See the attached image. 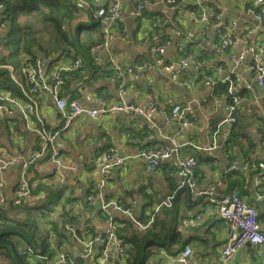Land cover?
<instances>
[{
    "label": "crops",
    "instance_id": "1",
    "mask_svg": "<svg viewBox=\"0 0 264 264\" xmlns=\"http://www.w3.org/2000/svg\"><path fill=\"white\" fill-rule=\"evenodd\" d=\"M74 4L76 9L73 5L65 7L66 18L61 22V26L66 24L65 30L60 26V32L55 34L50 29L52 21H46V12H20L16 15L21 32L26 36L30 35L32 47L31 52L25 51L21 41L18 45L20 53L13 57L12 63L5 64L7 67L4 68L9 70L13 83L22 82L24 75L20 62L29 54L43 60L45 75L50 72L54 62L79 57L82 66L75 79L68 82L66 96L78 99L83 106L91 109L110 106L118 100V82L111 66L114 63L128 66L150 59L154 35L171 41L160 55L162 64L178 60L177 44H181L197 58L207 61L208 68L202 71L192 68L186 71H146L138 80L130 77L124 98L128 103L143 110L149 106V99L153 98L157 111L150 117L133 111L104 113L97 119L80 115L68 127L63 128L61 115L51 98L48 95L37 97V113L45 126L59 130L62 158L65 164L73 169H64L59 175H50L49 170L54 167L53 163L46 157L36 159L28 170V177L34 192L37 193L25 203L32 206L34 199L45 196L48 187L58 188L63 177V188L59 189L64 190L61 203H73L83 215L87 228L85 232H81L82 236L91 240L94 236L103 235L106 229L105 218L95 204L89 205L86 201L97 180L93 160L104 151L115 150L120 155H126L141 147L170 145V139L178 127L174 119L166 118L164 112L168 113L175 105H179L183 117L195 121L192 126L180 130L176 137L178 143H186L181 148V155L195 157L200 183L221 191L235 188L241 198L254 204L258 211L260 228L264 231V89L254 82V72L250 68L254 61L250 57L247 56L236 64L230 60L232 54H239L247 44L264 48V23L258 22L254 14L246 11L247 7L253 5V0H176L173 7L165 0H148L143 15L138 17L130 13L133 7L131 0H124V20L118 24L116 33L111 38L101 32V27L90 17L87 7L79 5L77 1ZM202 9L208 13L221 12L226 24L239 38V43L235 46H225L221 43L211 28L213 20L200 19ZM43 11H47V8L44 7ZM28 14L40 20L38 29L34 28V19L27 21ZM2 15L0 14V18ZM4 15L6 18V14ZM5 22L7 25L8 20ZM27 24L30 31L26 30ZM1 25L0 33L5 34L6 25ZM148 25L152 28L148 29ZM119 31L124 32V35H119ZM6 39L8 38H4ZM39 39L41 41H38ZM105 40L109 44L102 50L99 59H94L90 48L93 44ZM7 54L9 51L1 43V64L2 58ZM261 61L264 65V54ZM218 68L221 71H218ZM207 79L214 83L205 84ZM229 79L232 80L229 87L234 89L241 99L236 110L237 123L232 128L225 123L226 82ZM33 124L41 126L36 117H33ZM230 142L234 143L228 144L227 147L226 143ZM37 147V135L26 128L18 114L0 120V148L8 153L28 154ZM224 147L231 151L229 158L255 163L263 172L261 181L256 183L254 173L248 172L234 176L230 183L224 182L221 177L226 163ZM169 161L175 164L174 156H171ZM169 177V162L162 163L152 172H145L140 161H130L126 166L115 167L106 195L108 199L131 207L138 219L146 221L151 216L153 207L171 194ZM3 178L6 195L10 199L18 178V167L7 169ZM174 181L176 183L175 179ZM258 195L261 196L257 197ZM66 197L69 198L68 201ZM149 199L150 205L147 204ZM173 203L177 204V222L187 219L194 210L204 206L199 199L187 196L184 190L179 192L176 199H172ZM36 211L37 209L33 215L39 221L38 230L50 234L51 238L52 221H61V224L60 215L54 211L48 213L47 218L40 220ZM19 212L26 215L25 211ZM113 214L115 221L121 226L120 219L125 216L116 211H113ZM81 227L82 223L79 225V228ZM177 229L181 233L179 250L183 243L192 247L190 264H222L219 248L225 241L226 230L215 213L204 216L197 227L189 226L179 230L177 225ZM65 235L64 240L55 236L51 240L54 245L57 244V248L77 255L79 245L72 236L67 233ZM101 249L103 245L100 243L92 244V253L87 264H96V256ZM252 251L249 243L244 244L228 264H264V252L255 256ZM109 252L112 260L118 258L124 264L125 257L122 260L113 248H109ZM158 256L159 264H179L176 253L169 254L160 250Z\"/></svg>",
    "mask_w": 264,
    "mask_h": 264
},
{
    "label": "built area",
    "instance_id": "2",
    "mask_svg": "<svg viewBox=\"0 0 264 264\" xmlns=\"http://www.w3.org/2000/svg\"><path fill=\"white\" fill-rule=\"evenodd\" d=\"M81 6H85L95 16L100 17L97 21L101 27V32L106 37H113L116 33V28L119 23L124 20L123 3L124 0H97V6L92 7L84 0H76ZM148 0H131L133 7L130 11L131 15L138 17L142 16ZM255 5L264 6V0H253ZM170 6H175L176 0H165ZM4 9V4L0 1V12ZM264 11L257 13L259 19H263ZM201 20L208 18L213 20L211 26L214 34L218 37H229L230 30L226 33L223 31L224 17L221 12L208 13L204 9L201 10ZM65 25L62 24L61 29L65 30ZM148 29L152 27L147 26ZM119 35L123 36L124 32L119 31ZM236 41L228 38V43L234 44ZM109 43L107 41L97 42L92 45L91 53L94 59H99V55ZM171 44L168 39H162L154 35L152 38V57L144 59L140 62L121 66L114 63L111 66L118 82L117 94L118 100L110 106H102L97 109H91L83 106L76 98H70L67 94V84L75 79L77 71L82 66V60L79 57L56 61L52 64V69L45 75L43 72V60L35 55L29 54L21 59V71L24 75V83H16L21 91V96L13 95L9 91H0V120L7 117H12L18 114L26 125V128L34 132L38 137V147L28 154L8 153L0 148V206L5 204L6 198L4 194V178L3 173L11 167H18V180L13 191L12 202L14 205H20L35 195L34 188L28 177V170L32 163L41 157H46L50 160L54 167L49 170L50 175L60 174L64 169H73L65 164L61 153V144L58 140L59 130L51 126H45L37 113L36 99L37 97L48 95L54 103V106L61 115L63 128L68 127L71 122L80 115L91 119H97L104 113L127 112L150 117L157 111L153 98L149 99V106L146 109H141L133 104L128 103L124 98L125 87L129 78L140 79L145 75L146 71H186L189 69L204 70L208 68L207 61L202 58H197L192 52L177 44L179 54L178 60L170 64H162L160 55L163 54L165 48ZM1 47V44H0ZM262 50V47H259ZM246 52L251 53L254 58L257 54L253 48H247L238 56L233 57L237 62L244 59ZM1 67H7L0 63ZM256 82L264 87V68L256 64ZM218 71H220L218 69ZM229 79L226 83H231ZM205 84H213L214 82L207 79ZM229 93L237 96L229 87ZM235 109V104L229 107V114L226 118L227 122L234 121L232 113ZM167 119H174L178 130L170 139L171 144L167 146H156L153 148L141 147L133 150L126 155H120L115 150L101 152L93 160V164L97 173V180L92 191L87 195L86 201L89 205H94L99 202L98 210L105 218L106 229L103 235L94 236L91 240L85 239L81 232H85L87 222L83 215L78 212L75 205L71 202H62L58 214L62 217L63 230L72 236L80 247L77 256L66 254L58 248L56 264H87L92 253V244L100 243L103 249L100 250L96 257V264H111L112 258L109 248L121 257H125L126 244L118 237V223L114 219L113 211H116L141 230L148 228L155 220V213L162 207H170L172 205L173 195L167 196L164 200L159 201L153 207V213L146 221H141L136 217L131 207H125L114 199H108L106 189L109 184V179L115 167L126 166L130 161H140L145 172L156 170L162 163L169 162L170 176L176 180L179 187L186 185L189 188L190 195L200 200L201 204L196 210L191 213L187 219H181L177 222L179 230H184L186 227H197L201 224L204 216L216 214V218L226 230L225 241L219 248L220 262L228 264L235 252L244 244L249 243L252 247V253L255 256H260L264 252V231L260 228L258 222V211L254 204L247 203L238 194L237 189L230 191H221L216 187L202 184L197 177L198 164L193 155H181V148L186 143H178L176 137L180 130L186 128L187 122L182 115V110L179 105H175L170 112H164ZM33 117L41 123L40 127L33 124ZM188 143V142H187ZM171 156L175 158V164H171L169 159ZM225 166L222 170V180L231 182L234 176L245 175L248 172L254 173V180L259 183L262 178V171L258 166L249 161H238L237 159L227 158ZM63 177L58 184V190L63 188ZM258 195L257 197H260ZM42 209H37L36 215L41 220L44 217ZM2 220L0 219V223ZM80 223L82 227L79 228ZM180 232V231H179ZM54 231L52 230L51 238ZM18 254L24 255L26 252L32 253L28 246L22 245L18 248ZM192 257V247L188 243H183L182 248L177 251L176 259L179 264H190Z\"/></svg>",
    "mask_w": 264,
    "mask_h": 264
},
{
    "label": "trees",
    "instance_id": "3",
    "mask_svg": "<svg viewBox=\"0 0 264 264\" xmlns=\"http://www.w3.org/2000/svg\"><path fill=\"white\" fill-rule=\"evenodd\" d=\"M0 1L4 4L3 15L0 18V25L2 24L1 26L3 27L4 21L9 20V27L6 25V30L4 32L7 36L0 33V44L2 43L4 48L6 46L9 51V54L4 56L1 60L4 65L12 63L13 57L20 53L18 45L21 41H23V49L27 52H31L32 41H30V35H24L21 32L20 27H16L15 25L16 15L18 13L32 11L46 12V21H52L50 29L53 30V33L55 34V32H60L61 22L66 18L65 7L73 5L76 9V5L74 4L76 0ZM84 1L88 2L92 7L97 6V0ZM44 7L47 8V11H43ZM4 14H6V18ZM90 17L95 20L91 12ZM26 26V30L30 31L28 29L30 28L29 25L27 24ZM4 38L8 39L4 40ZM24 81L25 78L23 77L22 83H24ZM230 84L231 83H226L227 104L234 101V97L227 89ZM0 91H9L13 95L17 94L16 96L21 95L18 85L13 83L10 78L9 70L4 67L0 68ZM236 123L237 115L235 113V122L232 124L231 128L234 127ZM233 143L234 142L226 143V146L228 147V144ZM227 147H224V149L226 152H229L231 156V151L227 149ZM170 177V195H173L178 188L174 179ZM17 180L13 191L16 187ZM47 191L45 199L38 205L29 206L25 203L27 201L20 205H14L11 200L13 192L9 199L7 198L6 190L4 188L6 205L4 204L5 206L0 208V219L2 220L0 223V264H56L55 257L57 256L58 251L57 244L54 245V242L50 238V234H44L38 230L39 221L34 217L33 212H31L34 208L44 209L42 215L44 218H47L48 213L59 211L61 207V198L64 197V190H58L55 187H48ZM66 199L67 201L69 200L68 197H66ZM147 204H151V199H149ZM19 211H25L26 215L24 216L23 214H20ZM160 213L162 214L159 216ZM177 217V204L173 203L170 207L162 206L155 213L154 222L145 230H141L126 218H121L120 222L122 224L118 227L117 234L126 244V256L123 260L124 264H159L160 258L158 253L160 250H164L169 254L177 253V251H179L178 247L181 245V233L177 229ZM60 222L61 221L57 222L53 220L52 230L54 231L55 237L64 240L66 232L63 230L62 223L60 224ZM22 245L28 246L32 253L29 254L26 252L24 255H19L18 248ZM111 264H122V261L118 258H114Z\"/></svg>",
    "mask_w": 264,
    "mask_h": 264
},
{
    "label": "bare ground",
    "instance_id": "4",
    "mask_svg": "<svg viewBox=\"0 0 264 264\" xmlns=\"http://www.w3.org/2000/svg\"><path fill=\"white\" fill-rule=\"evenodd\" d=\"M261 10H263L264 11V6H257V5H255V3H254V1H253V5L251 6V7H247L246 8V11H247V13H251V14H254L255 15V17H256V19L258 20V22H260V23H264V14H263V19H259L258 17H257V13L259 12V11H261ZM92 15H93V18L95 19V20H97V21H100V17H97V16H95L93 13H92ZM227 30H230V36L228 37H219V39L221 40V43H223V44H225V46L226 45H229V46H235V45H237L238 43H239V38H237L235 35H234V33H233V30H232V28H230L227 24H226V22H225V18H224V24H223V31H224V33H226V31ZM228 38H231V39H233V40H235L236 42L234 43V44H230V43H228ZM247 48H253L254 49V53L255 54H257V58H254V56L251 54V53H248V52H246V54H245V57H250L253 61H254V64H251L250 65V68L253 70V72H254V82H255V84L257 85V86H259V87H261L262 89H264V87H262V86H260L257 82H256V69H255V65L256 64H259V65H261L263 68H264V65H263V63H262V61H261V56H263V54H264V48L262 47V50H259V47H253V46H249L248 44L247 45H245L244 46V48L239 52V54L242 52V51H244L245 49H247ZM239 54H237V55H235V54H232L231 56H230V60L233 62V63H239V62H241V61H239V62H237L236 60H233L232 58L233 57H236V56H238ZM245 57H244V59H245ZM243 59V60H244ZM220 71H221V69L220 68H218ZM228 90H229V88H228ZM229 92V91H228ZM232 92L234 93L235 92V90L234 89H232ZM234 97V101L232 102V103H230V104H227V117H228V114H229V107L230 106H232V105H234L235 104V109H234V111H233V113H232V117L234 118V121H232V122H227L226 121V119H225V123L229 126V127H231L232 126V124L235 122V113H236V110H237V107H238V105H239V103L241 102V99H240V97L239 96H233ZM226 117V118H227ZM186 120V119H185ZM186 122H187V125H186V127H188V126H192L194 123H195V121L194 120H186ZM224 150V149H223ZM224 157H225V159H227L229 156H230V154H229V152H226L225 150H224ZM197 177H198V169H197ZM199 178V177H198Z\"/></svg>",
    "mask_w": 264,
    "mask_h": 264
},
{
    "label": "rangeland",
    "instance_id": "5",
    "mask_svg": "<svg viewBox=\"0 0 264 264\" xmlns=\"http://www.w3.org/2000/svg\"><path fill=\"white\" fill-rule=\"evenodd\" d=\"M25 13H26V12H25ZM37 13H38V14H41L42 12H36V14H37ZM31 19H34V20H35L34 28L38 29V28L40 27V24H41L40 20L36 19V17H35L34 15H32V14H28V19H27V21H28V20H31ZM41 19H42V18H41ZM7 23H8L7 26L9 27V20H8ZM3 24L6 25V22L3 23ZM15 25H16V27H19V25H20L19 21H16V22H15ZM38 41H41V40L39 39ZM47 192H48V191H45V193H47ZM36 193H37V192H35V195H36ZM45 197H46V195L43 196V197H40V198H38V199H34L33 202H31V205L34 206V205H38V204H40V203L45 199ZM36 209H38V208H34V209H32L31 212H33V214H34V211H35ZM41 219H45V218L42 217Z\"/></svg>",
    "mask_w": 264,
    "mask_h": 264
},
{
    "label": "water",
    "instance_id": "6",
    "mask_svg": "<svg viewBox=\"0 0 264 264\" xmlns=\"http://www.w3.org/2000/svg\"><path fill=\"white\" fill-rule=\"evenodd\" d=\"M0 39H1V38H0ZM122 155H123V154H122ZM181 190L186 191L187 196L190 195V192H189V190H188V187H187L186 185H182V186L179 187L178 190L176 191L173 200L177 198V196L179 195V192H180ZM127 193H128L129 195H131V192H130V191H128ZM95 206H99V202H97V203L95 204ZM92 238H93V237H92Z\"/></svg>",
    "mask_w": 264,
    "mask_h": 264
},
{
    "label": "clouds",
    "instance_id": "7",
    "mask_svg": "<svg viewBox=\"0 0 264 264\" xmlns=\"http://www.w3.org/2000/svg\"><path fill=\"white\" fill-rule=\"evenodd\" d=\"M0 14L2 15L3 14V10L0 12ZM58 212V211H57ZM60 218H61V216H60ZM78 244V243H77ZM80 248V247H79ZM62 250V249H61ZM63 251V250H62ZM79 251H80V249H79ZM64 252V251H63ZM99 252H100V250H99ZM99 252H98V254H99ZM66 253V252H65ZM79 253V252H78ZM78 253H77V255H78ZM66 254H69V253H66ZM98 254H97V256H98ZM77 255H73V256H77ZM96 256V257H97ZM90 257H91V255H90ZM90 257H89V259H90ZM88 262H89V260H88Z\"/></svg>",
    "mask_w": 264,
    "mask_h": 264
}]
</instances>
